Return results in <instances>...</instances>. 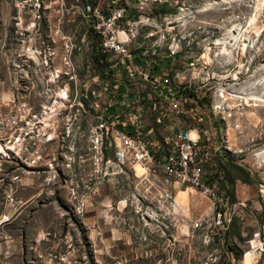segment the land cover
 <instances>
[{
	"label": "rangeland",
	"instance_id": "obj_1",
	"mask_svg": "<svg viewBox=\"0 0 264 264\" xmlns=\"http://www.w3.org/2000/svg\"><path fill=\"white\" fill-rule=\"evenodd\" d=\"M168 2L179 8L159 17H136L133 27L165 30L187 24L179 29L182 35L187 36V43L180 60L182 63L175 67V75H182L180 81L183 84L191 82V87L186 85L182 92L183 105L188 107L195 103L200 108L197 111L206 114L200 126L211 127L218 136L217 146H223L222 155L216 158V177L219 178V189L228 199V213L232 214L224 216L225 220L229 217L226 230L212 228L211 212L200 218V223L199 218L190 221L194 231L190 232L191 247L185 256L186 264H264V0ZM26 6H30V0H0V74L5 52V71L11 78L12 88L19 89V93H29L31 85L36 96L33 108L14 124L8 136H0V140L10 141L13 147L27 142V135L36 137L40 128L53 118L57 88L45 70L47 60H52L60 71L57 78L59 86L66 88L65 95L60 94V98H66L60 111L63 117L69 114V105L74 104L77 86L80 85L78 98L86 100V104H94V92L95 100H102V84H113V77L104 78L103 70L93 62L95 38L81 20L66 13L60 1L41 17L39 31L44 35L45 44H52V39L55 41V48L46 52V56L37 49H27L22 55V44H27L30 38L29 9L22 8ZM62 37L74 40L75 49L71 55L65 51ZM171 40L179 42V35H171ZM144 45L153 46L154 38L145 37ZM78 47H88L89 53H77ZM159 47H165V40H159ZM192 62H195L194 71L190 67ZM24 66L29 74L23 72ZM65 73H68L67 77ZM69 77H74V81L67 79ZM97 77L103 78V82H94ZM131 105H137V102ZM212 105L217 108L214 116L208 112ZM77 108L78 105L74 107L75 113ZM187 123L189 128L196 127L190 120ZM65 131H69L68 121L58 122L55 125L58 144L44 148V156L48 158L42 159V168L49 167L50 171L15 165L18 169L14 175L44 172L47 183L46 180L42 182V194L37 198L34 192L40 183L26 187L24 197L16 189V214L21 215L10 230L15 237V241L10 242V253L9 239L2 240V251L8 258L2 260L3 264H104L98 263L96 255L97 233L90 235L89 245L88 234L77 227L80 215H76L79 213L76 209L82 205L80 195L76 200L69 198L71 190H78L80 194L83 189H79L80 180L89 182L85 179V171L79 169L76 175L71 173V166L82 167L89 161L98 165V162L90 157L91 144L86 143L84 132L76 133L78 148L68 152ZM59 172L63 174L62 180L59 182L57 179V183H53ZM91 173L100 176L96 168H91ZM103 175L102 181L107 183L106 220L108 224L117 226L121 236L116 244L106 245V257L111 261L107 259L105 264H132L128 247L130 238H138L143 245L152 243L149 248L153 249L155 259H164L162 246L165 242L171 246L173 235L170 232L171 237H164L162 232L173 228L180 216V223L188 220V216L180 208H173L168 221H164L160 214L156 220H147L142 216L146 207L142 198L146 194L152 195L150 186L135 180L129 173L117 178L116 172ZM37 179L42 181V177L37 176ZM197 196L209 205L208 200H215V193H207V199L199 193ZM31 198L33 201L29 203ZM39 209H45L47 228L38 238L37 234L29 232L28 223L33 219V211ZM52 210L61 217H49ZM72 210L75 214L70 212ZM71 214L74 223L70 220ZM68 224H73V227H68Z\"/></svg>",
	"mask_w": 264,
	"mask_h": 264
},
{
	"label": "built area",
	"instance_id": "obj_2",
	"mask_svg": "<svg viewBox=\"0 0 264 264\" xmlns=\"http://www.w3.org/2000/svg\"><path fill=\"white\" fill-rule=\"evenodd\" d=\"M58 1L66 13L81 20L95 38L94 55L99 54V66L104 76L113 77V84H102V100H95L93 91L94 104H85V100L77 98V86L74 104L69 105L70 112L63 117L60 111L65 98H60L59 94L65 95V87L59 86L58 70L52 60H47L45 70L50 73V81L57 88L53 118L40 128L36 137L27 135V142H20L10 149H0V189H4L1 178L6 177L7 170L13 165L44 171L42 158H48L44 156V148L58 141L55 125L68 121L69 131L63 133L68 136V152L78 147L75 133L84 132L86 143L91 144L90 157L97 160L100 174L116 172L117 178L129 173L135 180L150 186L152 195L146 194L142 198L146 202L142 216L147 220H156L160 214L164 221H168L170 211L179 208L175 191L189 188L206 199L207 193H215V200H208L212 228L226 230L229 217L225 220L224 216L232 214L228 213V199L219 189L215 169L216 158L222 155L223 146H217L218 136L211 127L200 126L206 114L198 112L200 108L195 103L188 107L183 105L182 92L191 82L183 84L180 81L182 75H174V67L181 64L187 43V36L182 35L179 29L187 24L165 30L133 27L136 17H159L179 7H172L168 0H30V6L22 7L29 9L30 29L27 44H22V55L26 49H37L45 56V52L55 48V41L52 39V44H45L39 31L42 27L40 16L49 13ZM171 35H179V42H171ZM145 37H153L154 45H144ZM62 40H65V51L71 55L75 49L74 40L72 37H62ZM158 40H165V47H158ZM76 51L86 54L89 48L78 47ZM2 57L0 136H7L13 124L32 108L35 97L31 85L29 93H18V89L11 88L5 71V52ZM65 64L69 65V62L65 61ZM190 67L194 71L195 62ZM67 74L64 75L67 77ZM67 79L74 81V77ZM94 82H102V79L97 77ZM129 98H137V105H129ZM76 105L79 108L75 113ZM210 108L208 112L214 116L217 108L213 105ZM193 111L197 112L193 114ZM189 120L196 127H187ZM135 165L142 169L140 176L136 175ZM79 169L84 171L83 167L71 166V173L77 175ZM61 180L62 173L59 182ZM22 182L17 180L12 194ZM82 182L79 181V189L88 190L89 185ZM78 197V190L69 194L73 200ZM16 205L14 199L10 205L12 212H15ZM81 208L76 211L81 213ZM5 219L10 217L5 215L0 222ZM190 228L194 231V225ZM162 233L164 237H171L169 232ZM173 243L172 238L171 246Z\"/></svg>",
	"mask_w": 264,
	"mask_h": 264
},
{
	"label": "crops",
	"instance_id": "obj_3",
	"mask_svg": "<svg viewBox=\"0 0 264 264\" xmlns=\"http://www.w3.org/2000/svg\"><path fill=\"white\" fill-rule=\"evenodd\" d=\"M91 165V167H90ZM84 168V176L86 181L89 179L88 191L86 189H82L80 194V201L82 203L83 211L76 215H80V224L77 227H80L84 230L87 235L88 244L89 239L91 238L90 235L93 233H97V241L95 240V245L97 248V259L98 263H104L109 260L106 257V245L113 243H117L120 239V231L118 230L115 224H108L106 220V209L108 206L107 203V196H106V188L107 183L102 181V177L104 176L101 174L100 176L96 177L94 173H91V168H96L98 170V174H100V167L98 165H94L89 161V164L82 166ZM15 169H9L7 172V177L2 178V185H5L6 188L0 189V220L5 216L8 215L10 220H5V223H0V251H2V246L4 243L2 240L4 238L9 239L8 248L9 253L12 251L10 246L11 241H15L14 235L10 234V230L13 229L14 221L18 218L21 214H16L15 212L11 211L10 205L14 203V194L12 185L13 183L15 186L17 185L16 182L13 181L14 171L18 169V167L14 166ZM41 172V171H38ZM35 175L36 177L32 176ZM23 182L21 187H18L19 193L21 192V196L26 195V187L37 185L40 183V189L36 190L34 194L40 196L42 194L41 186L42 182L46 180L45 173L41 172V174H34L30 173L27 175H23ZM42 177V181L40 182L37 179ZM27 177V178H25ZM25 178V179H24ZM49 179V177H47ZM86 184V182H84ZM23 189V190H22ZM38 191V192H37ZM91 191V192H90ZM94 192V193H93ZM95 194V195H92ZM92 195V196H91ZM10 197V198H9ZM93 197V199H92ZM35 198V200H36ZM110 199H108L109 202ZM33 201L32 198L29 200V203ZM92 201H96V204H92ZM175 201L178 204L182 213L188 216V220H184L183 223H176L173 228H170L167 232H171L173 235L174 243L173 246H170L169 243L165 242L162 246L164 250V259L158 260L155 259L153 256V249L149 248L152 247L153 244L146 242L144 245L137 239L130 238L129 242V249H130V258L132 264H186L187 257V250L191 247V240H190V221L203 218L210 213V205L208 202L202 199V197H198L197 193L189 188L177 189L175 191ZM27 203H25L26 205ZM91 206V207H90ZM23 212V211H22ZM72 214L74 213L73 210L70 211ZM49 217L59 216L56 210H52L49 212ZM71 214L72 222L74 223V218ZM75 214V213H74ZM184 214V215H185ZM25 215V214H23ZM32 215V220L29 221V232L37 234L38 238L40 237L39 234H44L46 231L47 224H46V217L47 214L45 213V209L34 210ZM64 216V215H63ZM61 217V216H59ZM33 221V222H32ZM53 222V221H51ZM77 222V221H76ZM16 223V222H15ZM68 227H73V224H68ZM28 228V227H27ZM108 234V235H107ZM94 239L95 236L93 235ZM134 240V241H133ZM38 239H36V242ZM173 248V249H172ZM112 250L114 248H111ZM174 250V251H173ZM114 252V250H113ZM111 253V252H110ZM9 255V254H8ZM115 256V254H112ZM88 258V257H87ZM7 256L3 251L0 253V263H3L2 260H5Z\"/></svg>",
	"mask_w": 264,
	"mask_h": 264
},
{
	"label": "bare ground",
	"instance_id": "obj_4",
	"mask_svg": "<svg viewBox=\"0 0 264 264\" xmlns=\"http://www.w3.org/2000/svg\"><path fill=\"white\" fill-rule=\"evenodd\" d=\"M26 7H28V6H26ZM164 15V14H163ZM162 16V15H161ZM41 17H43V16H40V26H41ZM170 28H173V27H170ZM147 30V29H146ZM43 41H44V35H43ZM171 42H172V40H171ZM158 47H159V40H158ZM52 49V48H51ZM27 50V49H26ZM26 50H25V54H26ZM49 51V50H48ZM47 51V52H48ZM183 54H184V49H183V53H182V56H181V59H182V57H183ZM45 56H46V52H45ZM182 63V62H181ZM176 67V66H175ZM175 67H174V75H175ZM58 73H60V71L58 70ZM9 78V80H10V85H11V88H12V84H11V78L10 77H8ZM102 82H103V78H102ZM104 85H106V84H104ZM80 86V85H79ZM79 86H78V88H79ZM32 88H33V86H31ZM77 88V89H78ZM13 89V88H12ZM65 91H66V88H65ZM18 93H19V89H18ZM61 94V93H60ZM60 94H59V96H60ZM95 94H96V92H95ZM77 98H78V92H77ZM78 99H80V98H78ZM132 99V103H130V105L131 104H133V103H135V102H137V98H131ZM83 100V99H82ZM35 101H36V96H35ZM34 101V102H35ZM65 101H66V98H65ZM34 102L32 103V108H33V104H34ZM85 104H86V100H85ZM31 108V109H32ZM30 110V109H29ZM28 110V111H29ZM27 111V112H28ZM26 112V113H27ZM26 113L24 114V116L26 115ZM23 116V117H24ZM22 117V118H23ZM21 118V119H22ZM20 120V119H19ZM17 122V121H16ZM15 122V123H16ZM14 123V124H15ZM14 124H13V126H14ZM12 126V127H13ZM11 127V128H12ZM11 128L9 129V131L11 130ZM9 131H8V133H9ZM8 133H7V136H8ZM29 136V135H28ZM30 137V136H29ZM75 140H76V133H75ZM58 141H59V139H58ZM58 141H57V144H58ZM11 147H13V145H11V143H10V141H6V140H0V149H10ZM78 148V147H77ZM224 152V151H223ZM259 155H261V154H259ZM0 158H2V151L0 150ZM43 159V158H42ZM66 164H67V162H66ZM15 165H13V167H14ZM136 167H137V169H138V171H137V169H136ZM140 167L138 166V165H135L134 166V170H135V172H136V175L137 176H140L141 175V173H142V169L140 168ZM10 169V168H9ZM8 169V170H9ZM8 170H7V172H8ZM7 172H6V177H7ZM28 172V171H27ZM139 172V173H138ZM29 173V172H28ZM102 174H104V173H102ZM24 174H20V175H13V181L14 182H16L17 183V180H23V176ZM101 175V174H100ZM62 178H63V174H62ZM45 182V181H44ZM45 183H47V180H46V182ZM44 184V183H43ZM43 184H42V186H43ZM1 185H2V178H1ZM4 186V188H6V186L5 185H3ZM72 191V190H71ZM38 192V191H37ZM10 198V197H9ZM15 211H16V209H15ZM170 218H171V211H170ZM5 220H10V219H5ZM5 220H4V222H0V223H5ZM179 220H180V217H179Z\"/></svg>",
	"mask_w": 264,
	"mask_h": 264
},
{
	"label": "flooded vegetation",
	"instance_id": "obj_5",
	"mask_svg": "<svg viewBox=\"0 0 264 264\" xmlns=\"http://www.w3.org/2000/svg\"><path fill=\"white\" fill-rule=\"evenodd\" d=\"M23 68H24V69H23V72H27V73L29 74L30 71L27 70L25 66H24ZM28 74L26 75L27 78H29V75H28ZM23 82H24L25 84L27 83L26 81H23ZM44 171H45V172L50 171L49 167H46V168L44 169ZM58 177H59V178L61 177V172L58 173L57 178L55 177V178L53 179L52 182H53V183H57V181H58L57 179H59ZM53 183H52V184H53ZM52 184H50V185H52ZM50 185H49V186H50ZM53 186H54V185H53ZM39 202H41V201H39Z\"/></svg>",
	"mask_w": 264,
	"mask_h": 264
},
{
	"label": "trees",
	"instance_id": "obj_6",
	"mask_svg": "<svg viewBox=\"0 0 264 264\" xmlns=\"http://www.w3.org/2000/svg\"><path fill=\"white\" fill-rule=\"evenodd\" d=\"M28 10V9H27ZM93 58V62L96 63L97 65H99V60H100V56L99 54H95L92 56ZM107 77V76H104V78Z\"/></svg>",
	"mask_w": 264,
	"mask_h": 264
}]
</instances>
